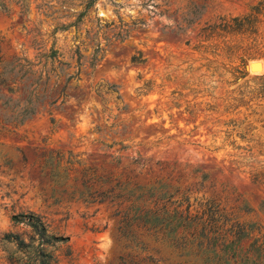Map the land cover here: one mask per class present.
Instances as JSON below:
<instances>
[{"label": "rangeland", "instance_id": "1", "mask_svg": "<svg viewBox=\"0 0 264 264\" xmlns=\"http://www.w3.org/2000/svg\"><path fill=\"white\" fill-rule=\"evenodd\" d=\"M263 77L264 0H0V264H264Z\"/></svg>", "mask_w": 264, "mask_h": 264}, {"label": "trees", "instance_id": "2", "mask_svg": "<svg viewBox=\"0 0 264 264\" xmlns=\"http://www.w3.org/2000/svg\"><path fill=\"white\" fill-rule=\"evenodd\" d=\"M254 9L251 8V11L254 12ZM258 12V10H256ZM248 15H244L241 17L234 16L230 18H220V22L218 24H213L210 26L209 30L210 32H213L215 29L219 30L220 32L224 34H233V33H240L247 29V23L245 20L248 18ZM264 78V77H263ZM264 85L261 88L260 91H263ZM253 121L246 120V117H244L240 121H230L227 123V126L229 128L225 130L226 137H231L232 134L236 135L241 141H251L250 138L252 134V130L255 128L252 124ZM229 144L233 145L234 148H243L237 144H235L234 140H230ZM264 162V161H262ZM255 181L263 182L264 183V165L259 167L257 170L253 171L252 174ZM12 220L14 222H20L23 219L22 214H16L13 215ZM27 221L30 223L33 231L37 235V239L39 241L37 249H34V255L38 258L37 264H48V261L46 258L48 257V254H44L42 251V246L40 244L44 243H53L55 241H58L60 243H64L66 241L65 237L62 236H53V235H47L44 225L39 221L37 216L28 214L27 215ZM5 237H12L10 234H6ZM15 239L17 240L18 244H24L21 240L15 236Z\"/></svg>", "mask_w": 264, "mask_h": 264}, {"label": "water", "instance_id": "3", "mask_svg": "<svg viewBox=\"0 0 264 264\" xmlns=\"http://www.w3.org/2000/svg\"><path fill=\"white\" fill-rule=\"evenodd\" d=\"M244 69H245V71L248 72V73H252V72H254V71H255V69H254V63H253V62H248V63H246V64L244 65Z\"/></svg>", "mask_w": 264, "mask_h": 264}, {"label": "bare ground", "instance_id": "4", "mask_svg": "<svg viewBox=\"0 0 264 264\" xmlns=\"http://www.w3.org/2000/svg\"><path fill=\"white\" fill-rule=\"evenodd\" d=\"M254 63V69H255V73L256 72H260L261 70H262V64L260 63V62H253ZM254 72H252V73H254Z\"/></svg>", "mask_w": 264, "mask_h": 264}]
</instances>
